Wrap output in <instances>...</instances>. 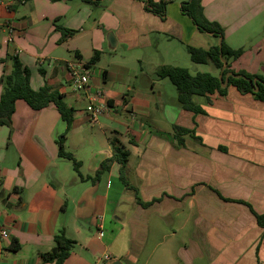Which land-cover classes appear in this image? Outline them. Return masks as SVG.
<instances>
[{
	"label": "crops",
	"instance_id": "obj_1",
	"mask_svg": "<svg viewBox=\"0 0 264 264\" xmlns=\"http://www.w3.org/2000/svg\"><path fill=\"white\" fill-rule=\"evenodd\" d=\"M201 4L225 44L243 50L230 71L264 76V0ZM57 26L75 33L63 39ZM107 33L116 41L112 50ZM218 45L182 13L181 0L167 1L163 14L141 0H100L98 7L0 0V77L11 70L8 58L17 57L33 90L56 88L74 109L65 147L80 174H94L122 148L129 153L127 180L147 205L136 203L116 164L94 183L62 170L56 139L65 125L58 112L52 105L34 111L19 100L11 127L0 126V224L9 232L0 241V264H42L60 230L74 242L63 264H136L150 243L152 252L167 245L158 258L164 264H264L257 219L264 223V103L227 84L224 96L195 98L203 111L195 114L156 75L170 66L218 78L221 70L195 65L187 53ZM95 52L98 60L89 64ZM73 70L88 71L90 96L73 92ZM91 103L100 108L94 122L86 110ZM174 126L191 131L182 143ZM124 203L129 212L121 211ZM123 226L129 230L119 247Z\"/></svg>",
	"mask_w": 264,
	"mask_h": 264
},
{
	"label": "trees",
	"instance_id": "obj_2",
	"mask_svg": "<svg viewBox=\"0 0 264 264\" xmlns=\"http://www.w3.org/2000/svg\"><path fill=\"white\" fill-rule=\"evenodd\" d=\"M58 1V0H50ZM84 3L98 7L100 0H82ZM146 3V9L155 14H163L167 1L164 0L154 3L153 0H141ZM181 10L184 15L190 18L193 24L201 32L212 34L213 37L221 39V47H211L208 50L199 48L187 47V53L190 60L195 65H204L208 62L212 63L217 70H222L224 63L226 67L223 70L222 78L229 76L227 84L235 88L242 95H251L256 101L264 103V76L250 75L243 71L234 73L230 71V62L237 60L243 54L242 49L233 50L228 47L223 40L222 28L214 22H209L203 14L201 0H181ZM59 19L54 21L56 24ZM56 29L63 31L62 38L72 36L75 32L62 30L59 26ZM98 52L89 61V64H94L98 60ZM11 61V70L7 75L0 77L1 95H0V126L11 127L12 115L15 111V104L21 100L27 106L34 110L40 111L52 105L58 112L61 121L65 125V131L56 139L58 147V157L70 161L73 165L74 172L83 181L96 182L102 175H105L113 164L119 166V178L123 185L132 190L135 194L136 203L141 207L147 206L138 197L137 190L130 186L125 175L126 164L129 153L122 148H114L111 155L108 156L100 165L99 169L92 175L83 176L80 174V162H78L73 154L65 150V138L71 128L74 117V109L68 107L64 96L56 89L48 84H44L40 89L33 90L30 86V71L23 67L17 57L8 58ZM160 79H167L175 88L177 93V103L185 111L195 114H201L202 109L194 102L195 98L207 97L214 93L220 96L226 94V88H221L219 79L210 73H195L190 74L187 69L179 67L164 66L160 67L156 73ZM257 79V87H253L252 81ZM257 89V91H255ZM174 136L182 143V135H188L191 131L174 126ZM17 188L13 189V193H18ZM261 226H264L262 218L257 217ZM54 248L47 253L40 255L42 264H63L71 253L73 241L65 237L64 231L60 230L54 236ZM19 249V245L15 243L10 250L15 252Z\"/></svg>",
	"mask_w": 264,
	"mask_h": 264
},
{
	"label": "rangeland",
	"instance_id": "obj_3",
	"mask_svg": "<svg viewBox=\"0 0 264 264\" xmlns=\"http://www.w3.org/2000/svg\"><path fill=\"white\" fill-rule=\"evenodd\" d=\"M74 1H76V0H74ZM202 70H204L205 72L207 71L205 68L202 69ZM190 73L192 74L193 71L191 70ZM163 80H164L163 85H166L169 88L171 94H172V92H176L175 91V88L171 85V83H169V81L167 79H163ZM170 92L168 91V93H170ZM83 105H85V104H83ZM65 150L68 151L66 147H65ZM62 160L64 162V163H61V164H64L63 167L61 168L62 170H65V169H67V170H73V165H72V163L70 161H68L66 159H62ZM127 182L129 183L128 180H127ZM128 209H129L128 203H124L121 206V211H123V212H125V211L126 212H129ZM130 214H131V208H130ZM130 214L128 213V216ZM125 223L127 224V221L126 220H125ZM123 229H124L126 235L125 236L122 235V237L120 238V241L116 245V246L119 245V247H124V240L127 239V234H128L129 226H123ZM163 244H159L158 247L152 252V246L155 245V244L154 243L153 244L150 243L146 247V249L144 248L142 250V252L140 254L141 257L139 258V260L137 261L136 264H145V263L146 264H164V260L163 259H158L161 255H164V254H167L168 253L167 252V250H168L167 245H165V244L163 245ZM151 253L154 254L153 257H151V255H152ZM123 261H125V260H123ZM125 263L128 264V262H125Z\"/></svg>",
	"mask_w": 264,
	"mask_h": 264
},
{
	"label": "built area",
	"instance_id": "obj_4",
	"mask_svg": "<svg viewBox=\"0 0 264 264\" xmlns=\"http://www.w3.org/2000/svg\"><path fill=\"white\" fill-rule=\"evenodd\" d=\"M88 75H89L88 71H84V72H82V74H80L79 72L73 70V72H72V90H73V92H80L81 91L84 94H86L87 96H90L89 88L87 86ZM95 100H96V97L92 96V101H95ZM86 110H87V112L90 113L91 121L94 122L97 115L100 113V108L96 107L95 105H93L91 103V105H89L86 108ZM99 235L102 236V232H100ZM8 239H9L8 230L0 224V241H6ZM105 260H107V257H105Z\"/></svg>",
	"mask_w": 264,
	"mask_h": 264
},
{
	"label": "water",
	"instance_id": "obj_5",
	"mask_svg": "<svg viewBox=\"0 0 264 264\" xmlns=\"http://www.w3.org/2000/svg\"><path fill=\"white\" fill-rule=\"evenodd\" d=\"M106 40H107V42H108V49H109V50L114 49V47H115V45H116V41H115V38H114V36H113L112 33H107V35H106ZM218 47H219V48L221 47V39H219V45H218ZM225 67H226V63H224L223 69L220 71V75H219V77H218L219 82H220V85H221V88H225L226 85H227L228 77H229V76H233L232 74H228V75L225 76L224 80L222 79V73H223V70H224ZM257 82H258L257 79H254V80L252 81V85H253V87H257V86H256V85H257ZM255 91H257V89H255ZM111 264H123V263L120 262V261H115V262H112Z\"/></svg>",
	"mask_w": 264,
	"mask_h": 264
}]
</instances>
